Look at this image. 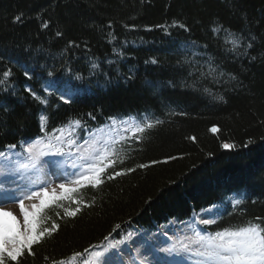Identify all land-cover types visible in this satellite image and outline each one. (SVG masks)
<instances>
[{
	"label": "trees",
	"instance_id": "obj_1",
	"mask_svg": "<svg viewBox=\"0 0 264 264\" xmlns=\"http://www.w3.org/2000/svg\"><path fill=\"white\" fill-rule=\"evenodd\" d=\"M216 27L241 37L237 53ZM8 68L0 151L77 119L71 139L78 144L110 117L163 121L110 143L117 171L149 167L105 177L99 189L48 193L38 227L60 228L34 246L27 264H82L73 253L100 245L89 248V259L108 240L153 234L211 207L208 236L264 219V0H0V79ZM76 208L75 217L66 215Z\"/></svg>",
	"mask_w": 264,
	"mask_h": 264
},
{
	"label": "snow or ice",
	"instance_id": "obj_2",
	"mask_svg": "<svg viewBox=\"0 0 264 264\" xmlns=\"http://www.w3.org/2000/svg\"><path fill=\"white\" fill-rule=\"evenodd\" d=\"M16 21H20L21 17L16 16ZM180 28H186V25L179 24ZM47 27V25H45ZM221 31L225 32V44H230L231 47L228 51L237 53L241 45V37L237 36L235 33L231 32L228 29H222V27H216L213 29L214 33H220ZM60 35V33H57ZM255 39V37H253ZM206 47V46H205ZM252 44L249 43L247 48H251ZM244 54H247V49L245 48ZM255 59V57H252ZM152 63H157L153 60ZM96 67V65H93ZM210 71H215L210 67ZM13 75L12 69L8 68L3 71L2 77L0 79V84L6 83L9 78ZM25 76H28V73H24ZM51 76L52 74L49 73ZM204 75V73H201ZM221 76L224 75L223 72L220 73ZM231 75V74H229ZM235 79L234 76L231 77ZM50 86H53L50 84ZM31 95L39 100L43 104H47V99H42L37 96L36 92L28 89ZM207 91V89H206ZM71 95V93H68ZM61 101L65 103H71V100H65V95L59 97ZM218 99L223 100V97H218ZM92 116L91 113L88 114ZM42 128L43 122L47 121L46 116H41ZM92 119H95L92 116ZM109 120L111 124L106 125L105 127L111 128L117 122L127 123L129 125L128 130L134 129L135 133H143L145 129H152L157 125L163 123V121L155 120L150 122L146 117L142 118L141 122H137L134 117H128L127 120L117 121L116 117H110ZM73 125L80 126L81 121L79 119L70 121L67 125H64L61 128H53L52 133L59 132V136H54L53 138L56 141H60L65 135V129H71ZM213 132H216L217 129L213 127L211 129ZM98 131H103L102 129ZM70 136L71 133H68ZM45 139H49V134H45L36 139L33 143L27 145L23 149L24 153L28 155V161L32 167H36L38 163H41L40 158L42 156L60 155L63 156L65 153L60 147H55L52 143V140L49 139L48 143H43ZM123 139V137L121 138ZM195 141L196 137H190ZM68 143L70 146L77 149L76 154L80 156L81 163L78 170L72 172V176L75 179L71 180V183L76 186V188H66L62 183L60 188L65 192H74L77 188H80L85 185H89L93 188H101L105 183V177L107 181H112L115 177H121L127 175L128 173L136 171V168H147L149 164H138L136 168H126L120 171H117L115 166L117 164V153L115 150H111V145L106 143L103 139H96L95 137L91 138V143L88 139L83 141V144H77L76 141L69 139ZM248 143H253L252 140H249ZM247 147V144L244 145ZM17 145L11 144L8 145V151L15 149ZM39 147V150L37 151ZM225 149H234L236 146L231 143H224L222 145ZM46 150V151H45ZM23 154V153H22ZM0 157L7 159L5 152L0 151ZM167 159H175V157H168ZM120 164H123L124 161L120 160ZM151 164L159 163V161H151ZM25 167L28 164L24 165ZM111 168V174H108V169ZM53 191H55L53 189ZM48 190L47 188L42 189L41 192H31L30 195L24 194L23 196H6L4 199L18 200L20 209L23 212V219L25 228L23 231L19 230V226L13 227L8 221L5 220V217H12L15 220V216L10 211H6L3 208H0V264H27L29 258L33 260L36 257V252L34 251V246H41L45 237H52L53 233L56 232L60 225L52 223L51 228L48 227H38L41 225V212L47 206ZM34 197L40 198L39 204H33L32 211H29L25 208L24 200H31ZM236 205L242 203L241 200L235 201ZM91 207V205H89ZM80 208L75 210H65L68 217H75ZM257 223L248 221L246 226L237 227L234 229H224L223 231H218L214 235H210L207 238V242L202 245L203 251L197 250L196 255L202 257L203 259L198 261L197 264H264V219L259 217L256 218ZM203 224L207 225L213 223L210 220L202 221ZM121 225L117 224L116 229H119ZM166 235V233H165ZM111 236V233H109ZM109 236H106L104 239L108 240ZM124 243V240L117 241L115 243H110L107 247H103L101 251H94L90 253V256L95 257L97 264H112L110 258V250L118 249L120 244ZM100 245H90L89 248H100ZM89 248H85L83 252L73 253V257H79L82 261V264H90L89 259L85 258V254H89ZM149 250L152 252L155 258V264H179L178 261L168 260L165 256H161L158 253H164L166 256L170 257L173 254L179 255L180 252H191L192 249L189 248L187 244H181L177 248L176 244H172L169 247L162 249H155L150 246ZM53 264H64V261H53ZM143 264V261L140 262Z\"/></svg>",
	"mask_w": 264,
	"mask_h": 264
},
{
	"label": "rangeland",
	"instance_id": "obj_3",
	"mask_svg": "<svg viewBox=\"0 0 264 264\" xmlns=\"http://www.w3.org/2000/svg\"><path fill=\"white\" fill-rule=\"evenodd\" d=\"M201 99H207L206 95H203ZM125 127L128 128L127 123L117 122L112 126V129L118 134L121 130H125ZM103 131H95L92 134L88 135L87 139L91 143V138L95 137L96 139H103L106 143L109 141L107 131L103 128ZM54 135V136H59ZM53 136V137H54ZM66 133L60 141H56L52 137L49 139L52 140V143L55 147H59V144H69L66 141ZM44 141L43 143H48ZM36 141V140H34ZM34 141L30 142L33 143ZM28 143V144H30ZM28 144L22 145L21 148L13 149L11 152L4 150L6 153L7 159L0 157V208H3L6 211H10L16 219L22 225L21 230L25 228L23 212L20 209L19 201L12 199H4L6 196H23L24 194L30 195L31 192H41L43 188H47L48 193L56 196L60 193L61 188L60 184L68 185L70 187L75 186L69 180L67 183L63 179H69L72 177V172L79 167L81 163L80 156L76 154L77 149L70 146L71 150L75 155L67 159V162L61 161L58 159L59 155L49 154L47 156H42L40 158L41 163H38L36 167H32L28 161L27 153L23 152V149L27 147ZM83 144V143H82ZM39 150V147L37 151ZM46 151V150H45ZM23 153V154H22ZM28 164L27 167L24 165ZM243 177L245 176L242 174ZM241 176V175H240ZM238 177V176H236ZM37 188V189H36ZM53 189L55 191H53ZM17 201V202H16ZM40 198L34 197L31 200L25 199L24 205L29 211L32 210L33 204H39ZM208 214L212 215L213 210L209 209L206 211ZM201 218V222L204 220H209V215H204ZM202 224V223H201ZM202 225H198V228L202 230ZM162 240L157 237V235L151 236L154 246L156 245L157 250L169 247L172 244H176L177 248L181 244H187L191 252H180L179 255L173 254L168 257L164 253H158L161 256H165L168 260L178 261L179 264H197L198 261L202 260V257L196 255L197 250L203 251L202 245L207 242L204 238H197L199 236L195 235L194 228L189 225H175L170 229H164ZM166 233V235H165ZM142 233H137L134 235V241L130 242L129 249L122 248L120 259L122 262L127 264H140L143 261V264H155V258L149 248H145V242L142 241ZM133 240V239H132ZM110 243H115L111 240ZM112 264H121L115 262L117 257L115 254L113 256L109 253ZM134 260H133V258ZM90 257V255H88ZM94 260V259H93ZM92 260V261H93ZM115 260V261H114Z\"/></svg>",
	"mask_w": 264,
	"mask_h": 264
},
{
	"label": "bare ground",
	"instance_id": "obj_4",
	"mask_svg": "<svg viewBox=\"0 0 264 264\" xmlns=\"http://www.w3.org/2000/svg\"><path fill=\"white\" fill-rule=\"evenodd\" d=\"M26 144V143H25ZM25 144H23V145H25ZM107 244H105L104 246H106Z\"/></svg>",
	"mask_w": 264,
	"mask_h": 264
}]
</instances>
